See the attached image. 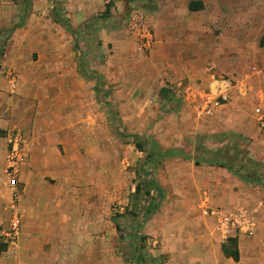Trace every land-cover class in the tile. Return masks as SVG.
<instances>
[{"label": "rangeland", "instance_id": "obj_1", "mask_svg": "<svg viewBox=\"0 0 264 264\" xmlns=\"http://www.w3.org/2000/svg\"><path fill=\"white\" fill-rule=\"evenodd\" d=\"M14 1L19 8L12 12L0 6V69L13 68L7 74L18 109L23 102L32 107L34 98L18 89L21 76L32 77L25 86L31 90L38 76L53 81L61 75L41 73L48 60L39 56L36 41L27 46L19 37L10 52L13 30L30 17V13L22 17L20 11L29 10L31 0ZM205 1L208 11L200 19L212 55L203 86L200 79H184L169 83L161 94L159 67L150 50L138 49L130 28L132 16H138L154 36L153 16L159 10L153 0H103L105 8H119L121 21L114 22L122 26L123 36L117 48L85 34L76 39L78 74L95 84L98 127L96 136L82 131L71 152L58 144L56 154L53 149L45 153L63 159L65 174L45 177L49 188L41 194L49 206L40 222L30 216V224L36 221L46 230L27 234L32 252L42 248L34 264H264V0ZM56 7L57 17L61 14ZM101 14L99 24L92 20L83 31L113 27L106 11ZM223 79L234 84L227 101L211 110L199 107L197 100L219 88ZM0 115L7 117L3 110ZM17 115L16 110L11 117ZM16 136L13 132L8 137L7 167L0 169V182L12 178L9 158ZM137 140L144 151L138 149ZM19 143L27 162L23 141ZM153 145L178 154L157 168L145 165L162 189L159 193L151 186L147 194L150 176L141 166ZM197 159L212 164L196 163ZM21 166L22 162L16 176L18 190L0 224V252L11 245L5 232L13 215L22 216ZM138 184L140 193L131 197ZM223 215L239 216L242 224L224 225ZM229 237L239 238L238 262L221 250Z\"/></svg>", "mask_w": 264, "mask_h": 264}, {"label": "crops", "instance_id": "obj_2", "mask_svg": "<svg viewBox=\"0 0 264 264\" xmlns=\"http://www.w3.org/2000/svg\"><path fill=\"white\" fill-rule=\"evenodd\" d=\"M153 1L154 7L159 11L154 12L153 16L155 40L149 52L159 67L161 94L169 83H180L184 79L194 82L200 79V84L203 86L209 78L205 66L212 53L208 50L209 44H206L205 38L208 33L204 22L200 19V14L208 11V4L205 0ZM1 2L0 6L5 11L12 12L19 8L14 0H1ZM52 3L50 0H31L30 9L26 12L20 11L22 17L28 13L30 17H26L23 25L15 27L9 48L10 52L15 51L19 37L24 39L27 46H31L36 41L39 44L36 48L39 56L41 58L45 56L48 60V65L41 69V73H59L60 78L52 81L45 80L44 76V78L38 76V79L32 81L34 85L31 86V90L29 87L27 90L25 86L31 83L32 77L21 76L23 80L20 79L18 89L25 97L30 93L34 95L33 105L28 108L29 104L23 102L16 109L7 74L13 68L6 65L0 69V112L3 110V113H7L6 118L0 115V131L3 132L0 135V144L2 143L0 169L6 170L7 141L13 132L22 136L23 147L29 156L27 162H22L18 175L19 185L24 193L18 203V208L22 212L21 233L15 244L7 246L0 252V263L4 261L8 264L7 259L10 260V264L12 262L19 264L22 260L33 263L35 257L42 252L40 247L38 252H32L29 246L31 243L27 242L29 239L27 234L30 232L36 231L38 234L46 231L43 224H38L36 221L30 224V216L40 222L44 216V209L49 206V199L44 200L43 193L41 194L44 188H49L45 177H61L65 174L63 159L56 156L49 158L45 153L53 149L56 154L58 144L63 145L66 152L75 150V146L78 147V137L83 134L82 131H86V135L94 133L96 136L98 124L97 119L94 118L97 110L95 84L83 80L78 74L76 52L79 53V50L76 46L80 44L79 40L76 43V39L85 34L83 37L89 36L94 42L99 43V39L104 40V43H112V46L117 48L119 39L123 36L122 26L114 22L117 19L121 21L117 6L105 8L103 0H61L60 3ZM113 3L120 5L119 1ZM54 5L60 6V16L56 17L55 12L58 8L54 10ZM40 10L42 15L38 17L37 24L33 25L35 17L39 14L37 11ZM103 11H106L105 17L112 21L113 27L90 28L87 32L83 31L87 23H91L92 20L99 24V20L103 18H99L98 15H102ZM72 41L75 43H71ZM233 95H235L234 90L230 92V97ZM197 104L199 107L204 106L202 100H197ZM15 109L20 113L16 118L11 117ZM17 190L18 187H11L6 179L1 180L0 224L4 223V215L9 211L13 195ZM45 238L47 237L43 238V243Z\"/></svg>", "mask_w": 264, "mask_h": 264}, {"label": "built area", "instance_id": "obj_3", "mask_svg": "<svg viewBox=\"0 0 264 264\" xmlns=\"http://www.w3.org/2000/svg\"><path fill=\"white\" fill-rule=\"evenodd\" d=\"M130 24H131L130 27L131 37L136 42L138 49L142 50L143 52L150 50L154 42V36L148 24L138 16H132ZM232 88H234L233 81L230 79H223L222 81H220L219 88H217L211 94L205 95V97L203 96L202 99L204 103L203 107L206 110H211L212 108H215L216 106L222 104V102L227 101L228 93ZM22 141H23L22 136L17 134L12 149L10 151L9 171L13 173V176L11 172L8 171V173L12 177L9 180V185L11 187L17 186L18 181L16 179V176L19 170L18 167L20 162H23L25 157L23 150L20 149L19 142ZM222 220H223L222 223L224 225H228V222L230 221H232L233 226L235 225L239 226L242 224L239 216L230 218L228 216L223 215ZM21 226H22L21 217L18 214H14L10 222V228L8 231L5 232L6 237H8L6 243L15 244L17 242L19 235L21 233Z\"/></svg>", "mask_w": 264, "mask_h": 264}, {"label": "trees", "instance_id": "obj_4", "mask_svg": "<svg viewBox=\"0 0 264 264\" xmlns=\"http://www.w3.org/2000/svg\"><path fill=\"white\" fill-rule=\"evenodd\" d=\"M191 8H193V7L191 6ZM2 134H3V132L0 131V135H2ZM136 145L140 151H144L143 150V144H141V142H139L137 140ZM177 154L178 153H176L173 150H164L158 145H153L150 148V150L147 152V158L145 159V161L143 162V164L141 166L143 173L145 175H147V177L150 176L149 180L145 184V186H149L147 189V194L151 193V191H152L151 186H153V188L155 190H157L159 193L162 192V189L160 188L159 184L156 182L155 173H150L147 170H144L145 165L151 164L155 168H157L158 166L161 165V163L164 160H167L168 158H171ZM202 162L212 164V162L209 160H201V159L196 160V163H202ZM220 166L226 167L224 164H220ZM140 191H141V186L138 184L136 186V191L131 194V197H135L138 193H140ZM4 248H5V246H4ZM221 248H222V252H223L225 257L232 258L236 262H238L240 260V252H239V247H238V237H229L226 242L222 243Z\"/></svg>", "mask_w": 264, "mask_h": 264}]
</instances>
